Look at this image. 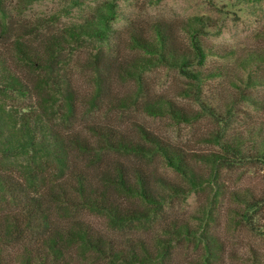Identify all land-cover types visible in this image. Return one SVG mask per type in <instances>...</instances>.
I'll return each mask as SVG.
<instances>
[{"label": "trees", "instance_id": "1", "mask_svg": "<svg viewBox=\"0 0 264 264\" xmlns=\"http://www.w3.org/2000/svg\"><path fill=\"white\" fill-rule=\"evenodd\" d=\"M6 5L0 0V264H175L184 242L194 244L184 251L187 264H228L234 253L213 212L221 204L237 229L264 237V192L227 186L239 169L264 171V131L248 138L232 132L238 104L264 106L257 92L264 88V49L242 57L230 75L228 67H209L212 57L236 52L209 44L208 16L118 30L110 4L93 19L57 28L23 24L24 12ZM157 69L179 72L187 87L176 97L154 92L147 74ZM223 77L231 80L233 102L212 104L206 87ZM138 116L177 124L212 116L214 148L188 151ZM200 193L212 224L170 211L174 200ZM86 213L105 218L107 228ZM251 253L245 262L259 264Z\"/></svg>", "mask_w": 264, "mask_h": 264}, {"label": "rangeland", "instance_id": "2", "mask_svg": "<svg viewBox=\"0 0 264 264\" xmlns=\"http://www.w3.org/2000/svg\"><path fill=\"white\" fill-rule=\"evenodd\" d=\"M110 4H115V10L119 15L115 23L118 30H123L131 22L146 25L159 20L177 21L187 20L194 16L210 17L213 27L207 30L209 34L206 37L209 44L217 47V50L234 51L236 55L226 59L212 57L209 67L213 65L228 67L231 71L230 75L238 71L236 67L242 57L247 56L249 52L264 49V38L262 37L264 35V2L253 4L237 0H37L23 6L19 0H7L6 6L7 10L24 12L26 20L23 24L30 25L28 22L42 21L43 24L62 28L84 23L101 13H106ZM54 18L58 19L53 20ZM121 38H125L123 33ZM240 75L246 77L247 73L240 71ZM147 78L154 87V92L166 93L170 97H176L183 88L187 87L183 76L175 70L157 69L148 73ZM76 80L83 84V77L80 78L81 82L78 76ZM233 91L229 77L217 78L208 83L206 96L212 99L210 101L212 104H215L217 100L219 103L232 104L231 93ZM257 92L261 98H264V88H260ZM181 101L190 103L189 100ZM194 106L196 109L199 108L197 105ZM217 110L218 115L225 116L223 107ZM235 112L233 133H239L248 138L264 131V106L259 108L251 104L240 103L236 106ZM110 119L115 124H122L119 113H112ZM135 120L145 124L165 139L182 145L188 151H210L214 148L208 142L218 127L217 119H213L212 116H207L192 124H177L169 118L153 119L145 116H138ZM127 125L133 128L131 123ZM160 166L170 177L175 176L163 164ZM227 180L228 191L251 189L259 194L264 192V171L258 168L239 169L231 173L229 177L227 176ZM209 207L205 194L200 193L193 194L186 199L174 200L170 205V211L183 216L191 223L203 225L211 223L214 219L205 214ZM214 208L213 212L220 234L228 251L234 253L233 259L229 260L228 264H251L250 261L245 262L252 257L251 248L255 249L260 257L259 264H264V237H258L244 229H237L236 225L229 220L228 204H221ZM85 216L99 227L107 228L108 226L105 218L87 213ZM193 247L192 243H181L174 263L187 264L183 256L184 251L190 252Z\"/></svg>", "mask_w": 264, "mask_h": 264}]
</instances>
